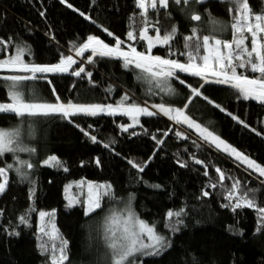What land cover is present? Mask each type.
Segmentation results:
<instances>
[{"label": "trees", "instance_id": "16d2710c", "mask_svg": "<svg viewBox=\"0 0 264 264\" xmlns=\"http://www.w3.org/2000/svg\"><path fill=\"white\" fill-rule=\"evenodd\" d=\"M67 3L73 7L69 8L61 0H0V38L5 41L12 38L8 50L0 46V58L14 54V46L20 45L31 49V54L25 55L27 61L54 64L60 60L61 53L75 52V47L89 35L110 45L115 44L114 37H119L125 42L123 48L128 49L129 44H134L138 51H145L146 42L129 41L126 37L131 28L142 26L135 0H67ZM247 3L252 15L264 14V0H247ZM165 11L171 12L170 19H164ZM193 11L202 19L228 21L225 23L227 32L220 36L232 38L229 26L233 13L221 0L192 4L187 7V14L176 5L160 10L158 14L149 10V17L162 19L166 29L172 23L178 28V36L171 46L177 55L169 56L168 47L154 48V55L186 62L187 56L179 55L186 51L183 37L191 34L194 26L204 24L209 28L210 24H223L191 21L189 17ZM80 12L91 19L81 16ZM104 28L114 33V37L108 36ZM199 29L201 36L210 31L204 27ZM149 33H152L151 29ZM200 54H204L202 49ZM89 55L91 50L79 57L74 55L77 64L68 73L44 74L47 79L25 81L20 91L36 102L57 103L59 97L64 103L106 105L115 104L128 93L139 104L166 102L183 108L191 95L188 85L199 88L203 84V95L193 97L186 113L264 166V104L237 99L235 90L229 86L205 83L187 73H178L179 79L171 80L177 94L168 96L152 89L156 94L150 95V85L137 78L138 69L123 67L119 59L94 57V63H89ZM81 64L85 73L80 77L71 75V71ZM87 72L92 73L90 78ZM14 73L19 72L0 69V102L8 101L2 77ZM245 74L258 75L246 71ZM180 80L185 83L181 84ZM204 96L214 103H209ZM215 104L226 111H221ZM227 113L237 115L248 127L237 123ZM128 121V116L122 114L77 115L70 119L60 115L19 118L0 114V127L18 128V140L29 142L35 149L30 160L35 165L29 170L30 180H23L9 171L6 191L0 194V264H50V253L42 254L39 247L49 239H40L37 231L38 213L45 210H55L53 223L60 236L68 241L70 264H107L108 252L101 233L105 203L86 216L82 205L69 206L63 197L64 186L78 178L108 181L114 197L131 195L136 214L155 223L159 232L170 236L171 247L160 256L143 257V264H264V228L257 231L256 210L240 208L233 211L231 207H222L228 203L224 195L234 180L240 181L241 192H247L255 198L258 207H264V179L206 144L187 126L176 124L163 115L142 116L140 124L127 132L122 131L120 126ZM177 131L187 138L178 137ZM133 132L136 135H132ZM165 132L167 136L163 135ZM30 133L33 137L28 140ZM153 135L164 142L158 146ZM90 136H96L97 142ZM105 144L109 147H104ZM193 154L209 166L207 176L205 166L191 159ZM50 155H56L63 167L44 165L42 161ZM129 160L148 163L140 172L129 164ZM7 161H10L9 153L0 156V167ZM178 161L187 166L181 167ZM216 168L225 173L222 185ZM210 184L217 186L212 188ZM202 191H208L210 195L203 196ZM181 208L186 213L180 217L183 224L173 233L165 227L169 222L166 213ZM22 215L27 217L26 224L20 223ZM55 244L59 245V239Z\"/></svg>", "mask_w": 264, "mask_h": 264}, {"label": "snow or ice", "instance_id": "6c2138e0", "mask_svg": "<svg viewBox=\"0 0 264 264\" xmlns=\"http://www.w3.org/2000/svg\"><path fill=\"white\" fill-rule=\"evenodd\" d=\"M61 2L67 4L69 8L73 7L67 3V0H61ZM204 2L205 0H135V7L139 9L142 26L139 29L131 28L126 33V37L129 41L146 42L145 51H138L134 44H129L127 46L128 50H125L122 47L125 43L124 40L114 37V33L104 28L103 31L108 36L115 38L114 45H109L95 35H89L86 38V42L75 47V55L79 57L86 50H91V55L87 57L89 63H94V57L119 59L122 61L123 67L132 70L138 69L139 74L137 78L146 81L150 85L148 89L150 95L156 94L152 91L153 88L168 96L177 94L176 89L171 84V80L174 78L179 79L178 73H187L203 79L205 83L229 86L235 90L237 99L245 101L254 100L264 104V14L252 15L247 0H229L234 5L233 8H229V12L235 13L232 16V23L230 25L232 33L230 40L218 38L216 35L201 36L197 27L194 26L191 29V34L183 37L186 51L179 53V55L187 56L186 62L153 54V49L156 47H168L169 56L177 55V52L171 46L178 36V28L176 25H172L170 30L166 29L162 19H151L149 17V10H155L158 14L160 10H168L172 5H176L181 6V11L187 14L188 6L203 4ZM41 15L43 16L44 13H41ZM80 15L85 16V13L80 12ZM85 18L91 19L87 16ZM170 18L171 12L165 11L164 19ZM189 19L199 22L202 20V16L198 12L193 11ZM133 24H135V21H133ZM150 29L154 32V35L149 34ZM249 40L250 45L246 43ZM11 42V37L7 41L0 38V46L5 50H8L7 46ZM72 43L75 44L74 41ZM14 47V54L9 55L7 58H0V69H11L16 72L25 73V75H6L2 77L3 80L9 82L6 85L8 102H0V114H12L19 118L60 115L65 119H70L77 115L97 116L102 113L107 115L119 113L128 116L132 121V124L121 125L122 131L125 132L134 125L140 124V117L142 116L163 115L176 124H183L189 129H195L200 139L206 144L214 146L217 151L227 154L248 169L264 177V166L237 150L219 135L210 131L208 127L197 123L186 113L185 109L188 108L193 97L203 95L201 91L203 84L199 88L188 85L191 95L188 97V102L185 103L183 108L173 107L166 102L154 103L149 108L137 103L128 93H125L115 105L79 104L72 101L64 103L59 101V97H57V103L35 102L31 98L25 97L23 92L19 90L23 82L47 79V76L44 74L68 73L72 66L77 64V61L72 55L61 53L60 60L54 64L26 62L24 57L26 54H31V49L20 45H15ZM201 49L203 50V55L200 54ZM238 69L258 75H246L245 71H238ZM85 71V68L81 64L78 69L71 71L70 74L80 77ZM87 76L90 78L92 73L87 72ZM179 82L181 84L185 83L183 80ZM49 83L51 82L49 81ZM53 92H55V89H53ZM203 98L208 100L209 103H214L207 96ZM145 104H147L146 101ZM215 107L221 111H226L219 104H215ZM227 114L237 123L246 128L248 127L245 121L241 120L237 115L232 113ZM81 131L84 130L81 129ZM84 134L86 136L89 135L87 131H84ZM19 135L20 130L18 128L0 129V156L8 153L35 152V149L21 146L18 140ZM132 135H136V133L133 132ZM163 135L167 136L168 133L165 132ZM176 135L181 138H187L180 131H177ZM90 139L93 142H97L96 136H90ZM153 139L158 146L164 142L163 139H157L155 135H153ZM104 147L107 148L109 145L105 144ZM151 159L152 157H149V160ZM191 159L196 164H203L205 166L204 174L207 176L209 166L204 161L196 159L194 154ZM96 162L99 164V160ZM128 162L140 172L144 171L148 163L144 161L141 164L132 160ZM19 163L23 165L22 168H14L13 164L0 167V194L6 191L9 170H15L19 177L27 180L28 172L26 170H31L35 167L33 163L28 161H19ZM42 163L52 167H63V162L56 155L48 156ZM178 163L181 167L187 166L185 162L178 161ZM64 170L67 171L66 168ZM215 170L219 174V182L222 185L226 179L225 173L220 168H216ZM77 186H86V198L83 201L72 198L69 201V206H72L73 203H83L84 214L86 216L101 208L102 198L112 196L110 184L80 181L77 182ZM216 186V184L209 185L212 188ZM67 187L70 186H66V190ZM154 187L159 188L160 185H154ZM240 190V181L234 180L224 195V199L228 203L223 204L222 207H231L233 211L240 208L255 209L258 215L257 231H260L261 228H264V207H258L254 197H250L247 192H241ZM202 195L209 196L210 193L202 191ZM54 214L55 210L51 212H39V217L47 219L45 224L39 227L38 231L42 237L49 238L48 241L42 242L39 247L42 254L50 253V264H70L68 241L64 240L58 230L55 229L52 219ZM185 214L183 208L169 210L166 213V221H172L174 217L176 220L175 224L166 222L165 227L169 228L173 233L178 232L179 225L183 224V220L180 217ZM19 220L20 223L24 224L28 222L26 215H22ZM105 224L104 242L108 250L107 264H143V257L160 256L171 247L170 239L160 234L154 224H149L147 221L141 219L130 203L120 210V212L113 210L106 217ZM57 239H59L58 246L55 244ZM49 245L51 246L49 247Z\"/></svg>", "mask_w": 264, "mask_h": 264}, {"label": "rangeland", "instance_id": "374dc122", "mask_svg": "<svg viewBox=\"0 0 264 264\" xmlns=\"http://www.w3.org/2000/svg\"><path fill=\"white\" fill-rule=\"evenodd\" d=\"M225 3L226 7L228 8H233L234 5L232 3L229 2V0H221ZM235 13H233L234 15ZM199 22H223V24L220 26V25H212L210 24L209 25V28L207 26H205L204 24H201V25H198L197 28L198 30H200L199 28H202L204 27L206 30H209L210 29V33L207 32L205 35H216L218 38H221V39H226L224 38L223 36H220V35H224L226 32H227V24H225L226 22L228 21H223V20H217V19H210V18H205V19H202L201 21ZM172 25H176V23H172L171 26L168 28V30L171 29ZM196 27V26H195ZM230 27V26H229ZM231 31V29H230ZM150 35H154V32L152 31V33H149ZM230 40V39H228ZM86 42V40L84 41ZM83 42V43H84ZM109 44V43H108ZM110 45V44H109ZM249 45H250V40H249ZM125 49V48H124ZM125 50H128V49H125ZM66 55H72L74 56L75 55V52L73 53H68ZM25 59V57H24ZM26 62H29L25 59ZM38 64V63H37ZM6 75H25V73H14V74H6ZM4 77V76H3ZM5 81V80H4ZM31 81V80H29ZM9 82L8 81H5L4 85L6 87V85L8 84ZM172 84V83H171ZM21 87H24V84H22L20 86ZM19 88V90H20ZM7 89V88H6ZM22 89V88H21ZM153 90L155 92L159 91L158 89H155L153 88ZM164 94V93H163ZM5 102H8V101H5ZM36 102V101H35ZM49 103V102H47ZM159 104V103H156V102H151V103H148V104H145L144 102L141 103V105H144V106H147V107H151L152 104ZM104 105V104H103ZM108 105V104H106ZM115 105V104H113ZM119 114V113H118ZM167 117V116H165ZM168 118V117H167ZM129 121L128 123H124L122 125H128V124H132V121L131 119L128 117ZM169 119V118H168ZM172 121V120H171ZM174 122V121H173ZM175 123V122H174ZM263 124H264V120H263ZM186 126V125H185ZM121 127V126H120ZM0 129H6V128H1ZM196 135L199 136V134L196 132L195 129H191ZM32 134L30 133L29 136H28V140H30L32 138ZM200 137V136H199ZM28 143V144H27ZM21 146L23 147H27V148H30V149H33V146L26 141V143H22L20 142ZM214 147V146H213ZM215 148V147H214ZM33 152H18V153H9L10 154V161H7L4 163V165L2 167H5L7 164H13L14 168L15 167H23L22 164L19 163V161H28L30 162L31 160V155H32ZM234 159V158H233ZM234 161L236 163H238L240 166H242L244 169L248 170V171H251L253 172L254 174L260 176L257 172H254L253 170L251 169H248L246 166L240 164V162H238L237 160L234 159ZM261 165V164H260ZM9 171H13L16 173L15 170H9ZM28 172V179L26 181H29L30 180V172L29 170H26ZM17 174V173H16ZM18 175V174H17ZM261 178L264 179V177L260 176ZM21 178V177H20ZM22 179V178H21ZM24 180V179H23ZM80 181H90V182H93V183H96V184H110L108 181H93V180H88V179H84V178H78V179H75V180H71L69 181L63 188V197L65 199V202L67 205H69V201L70 199L72 198H77L79 199L80 201H83L85 198H86V195H87V188L86 186H80L78 187L77 186V182H80ZM111 185V184H110ZM66 186H70V187H67V190H66ZM111 192H112V189H111ZM105 203V206H104V214H103V219H102V223H101V233H102V238H103V241H104V228L106 226L105 224V221H106V217H108L110 215V213L115 210L117 212H120V210L124 209L126 205H131V207L133 208V205H132V196H125V197H114L113 194L111 197H104L102 198V201H101V205ZM82 205L83 206V203H73L72 205ZM84 208V206H83ZM40 212V211H39ZM45 212H51L50 210H45ZM46 219L47 218H41L39 217V213H38V223H37V231L39 229L40 226H43L46 222ZM53 221H54V216H53ZM149 223V222H148ZM169 223H172V224H175V220L172 219V221H169ZM149 224H154L156 226L155 223H149ZM160 234L164 235L165 237L169 238L170 239V236L163 233V232H159ZM38 237L41 239H45L47 240V237H42L41 234L39 233L38 231ZM49 239V238H48ZM105 244V242H104ZM106 247V245H105ZM107 249V248H106ZM108 252V250H107Z\"/></svg>", "mask_w": 264, "mask_h": 264}]
</instances>
